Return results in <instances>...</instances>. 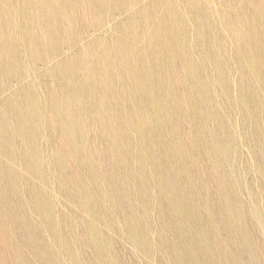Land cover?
<instances>
[{
    "label": "rangeland",
    "instance_id": "374dc122",
    "mask_svg": "<svg viewBox=\"0 0 264 264\" xmlns=\"http://www.w3.org/2000/svg\"><path fill=\"white\" fill-rule=\"evenodd\" d=\"M0 264H264V0H0Z\"/></svg>",
    "mask_w": 264,
    "mask_h": 264
}]
</instances>
